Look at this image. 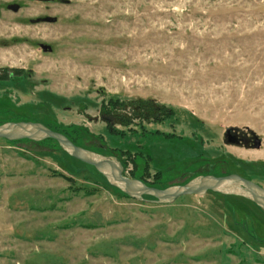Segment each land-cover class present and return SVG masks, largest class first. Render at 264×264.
Wrapping results in <instances>:
<instances>
[{"label": "rangeland", "instance_id": "obj_1", "mask_svg": "<svg viewBox=\"0 0 264 264\" xmlns=\"http://www.w3.org/2000/svg\"><path fill=\"white\" fill-rule=\"evenodd\" d=\"M2 68L23 75L0 81V125L44 123L157 188L264 187V0H0ZM111 99L171 115L110 130ZM0 264H264V211L212 191L136 200L56 140L0 138Z\"/></svg>", "mask_w": 264, "mask_h": 264}, {"label": "water", "instance_id": "obj_2", "mask_svg": "<svg viewBox=\"0 0 264 264\" xmlns=\"http://www.w3.org/2000/svg\"><path fill=\"white\" fill-rule=\"evenodd\" d=\"M14 10L18 11V7H15ZM46 20L47 22H56L57 19L49 17ZM229 130L231 129H228L227 132ZM0 138L10 141L22 139L32 141L56 140L61 148L70 156L94 166L106 178L109 184L136 200L158 205H169L183 196H203L212 191L224 195L246 198L264 211V187L238 174L231 173L223 176L200 175L194 177L186 184L162 189L150 186L138 178L127 176L122 164L117 159L106 157L79 146L65 134L55 131L41 122L11 121L3 123L0 125ZM256 138L253 148H260L262 140L258 136ZM145 197H151L152 199L148 200Z\"/></svg>", "mask_w": 264, "mask_h": 264}, {"label": "trees", "instance_id": "obj_3", "mask_svg": "<svg viewBox=\"0 0 264 264\" xmlns=\"http://www.w3.org/2000/svg\"><path fill=\"white\" fill-rule=\"evenodd\" d=\"M10 79H11V77L8 75L7 72L3 71V73L0 74V81H8ZM117 104H119V100H113V99H111L109 102H103V104H102L101 116H102L103 120L107 123V126L110 130H115V125H117V124L128 126V125H131L133 123H136L137 121H143V120L147 121L148 123H159V122L161 123V122L167 120L168 118H170V115H171L170 109L165 108L164 106H161V105L153 104V103H151L149 101H145V100H133L130 103H124L127 106V107L123 108L124 112L117 114L116 110H114V108H112L114 105H117ZM53 130L58 131L56 129H53ZM58 132H60V131H58ZM61 133H63V132H61ZM63 134H65V133H63ZM66 136H68V135H66ZM73 142L75 144H77L75 141H73ZM121 152H122L123 156H126V155L128 157L134 156L129 151H121ZM139 154L140 153H136V155H139ZM126 162H127V160H126ZM140 180L144 181L145 183H147L150 186H153V185L149 184L143 178H140ZM251 237H253V236L251 235ZM252 239L255 241L254 238H252Z\"/></svg>", "mask_w": 264, "mask_h": 264}, {"label": "flooded vegetation", "instance_id": "obj_4", "mask_svg": "<svg viewBox=\"0 0 264 264\" xmlns=\"http://www.w3.org/2000/svg\"><path fill=\"white\" fill-rule=\"evenodd\" d=\"M3 71L7 72L8 75L11 77V79L14 77H19V76L23 75L21 70H11L10 71L7 68H4V69L2 68V69H0V74H2ZM13 72L17 73V74H14ZM224 137H225L224 138L225 142L227 144L242 146L246 149H252L253 145L257 139L256 135L253 133L244 134V133L239 132L236 129L229 130V132H226ZM205 175H213V174H205ZM225 175H227V174H225ZM219 176H223V175H219Z\"/></svg>", "mask_w": 264, "mask_h": 264}]
</instances>
